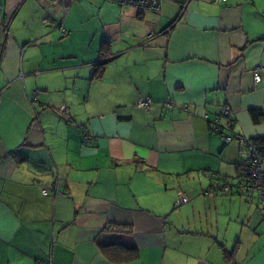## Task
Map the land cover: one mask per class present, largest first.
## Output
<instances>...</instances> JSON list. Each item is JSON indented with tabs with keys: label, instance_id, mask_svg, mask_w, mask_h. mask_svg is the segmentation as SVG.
Segmentation results:
<instances>
[{
	"label": "crops",
	"instance_id": "0c3cea01",
	"mask_svg": "<svg viewBox=\"0 0 264 264\" xmlns=\"http://www.w3.org/2000/svg\"><path fill=\"white\" fill-rule=\"evenodd\" d=\"M180 1L0 0V264H264V201L206 193L264 138V0Z\"/></svg>",
	"mask_w": 264,
	"mask_h": 264
},
{
	"label": "built area",
	"instance_id": "2783aa9c",
	"mask_svg": "<svg viewBox=\"0 0 264 264\" xmlns=\"http://www.w3.org/2000/svg\"><path fill=\"white\" fill-rule=\"evenodd\" d=\"M76 0H60L62 3L64 11H66L70 4L75 2ZM121 5H131L139 10H154L157 11L160 9L161 3L163 0H111ZM189 0H181L179 2L180 5V14L186 7V3ZM221 1V0H215ZM62 33L65 31L61 28ZM153 32H147V38H151L153 36ZM261 73H264V65H257L253 71V79L255 82H259L261 80ZM167 107H171L172 104L170 101L165 102L164 104ZM139 106L144 109L152 108V103L149 99L144 98L140 100ZM227 108L224 106L220 107V111L218 112L217 117L215 120L212 121V125L210 126L211 132L219 131V124H218V117L220 115H226ZM204 117H207L206 115ZM223 138L226 143L236 141L238 147L245 149V155L247 158V162L244 166L243 171L234 176L232 180L228 181V179H224L218 177L213 174V177L216 179V184L208 187L206 193L220 191L224 194H230L232 192L245 194L247 196L254 197L257 201L262 202L264 201V168H262V161L256 149L254 147L253 142H251L248 138L245 137H238L233 134L231 135H223ZM53 192H59L57 185L56 188L53 189ZM43 194H46V190L42 191ZM189 200L186 193L180 191L178 192V196L174 201V206L178 207L182 204L187 203Z\"/></svg>",
	"mask_w": 264,
	"mask_h": 264
},
{
	"label": "trees",
	"instance_id": "16d2710c",
	"mask_svg": "<svg viewBox=\"0 0 264 264\" xmlns=\"http://www.w3.org/2000/svg\"><path fill=\"white\" fill-rule=\"evenodd\" d=\"M185 1V0H184ZM254 147L256 152L262 159H264V138L254 141ZM245 152V151H244ZM244 169V168H243ZM227 179V178H226ZM108 229L121 232H131L130 225H121V224H109ZM106 227V228H107ZM101 248L105 255L112 261L116 263H122L130 261L137 256V248L133 243L125 242H110L106 244H101Z\"/></svg>",
	"mask_w": 264,
	"mask_h": 264
}]
</instances>
